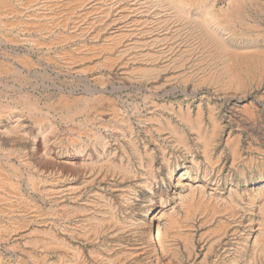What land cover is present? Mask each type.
Listing matches in <instances>:
<instances>
[{
    "label": "rangeland",
    "instance_id": "rangeland-1",
    "mask_svg": "<svg viewBox=\"0 0 264 264\" xmlns=\"http://www.w3.org/2000/svg\"><path fill=\"white\" fill-rule=\"evenodd\" d=\"M21 1L0 0V264H264V0H217L219 39L205 0Z\"/></svg>",
    "mask_w": 264,
    "mask_h": 264
},
{
    "label": "bare ground",
    "instance_id": "bare-ground-1",
    "mask_svg": "<svg viewBox=\"0 0 264 264\" xmlns=\"http://www.w3.org/2000/svg\"><path fill=\"white\" fill-rule=\"evenodd\" d=\"M8 1V0H7ZM12 1V0H11ZM21 1V0H20ZM32 1V0H31ZM36 1V0H35ZM56 1V0H55ZM143 1V0H142ZM156 1V5H158V6H163V5H175V4H183L184 3V1L185 0H155ZM204 1V0H203ZM216 1L217 0H205V2H206V11L204 12L205 14H206V16H208V17H206L205 16V21L204 22H202V23H199V27H198V29H202V30H206V31H209L210 30V33H208V35L209 36H211L212 38H215V39H219V34L217 33V28H216V25H215V23H214V20H215V16L213 15L214 14V12H215V10H214V5H215V3H216ZM222 1V0H221ZM18 2V1H17ZM22 2V1H21ZM30 2V1H29ZM28 2V0H27V3H29ZM33 2V1H32ZM146 2V1H145ZM149 2V1H148ZM187 2V1H186ZM201 2V1H200ZM34 3V2H33ZM154 3V2H153ZM188 3V2H187ZM19 4V3H18ZM25 4V3H24ZM57 4V3H56ZM55 4V5H56ZM69 4V3H68ZM67 4V5H68ZM226 4V3H225ZM3 5V4H2ZM51 5V4H50ZM55 5H54V7H55ZM64 5H65V3H64ZM72 5V4H71ZM185 5V4H184ZM29 6V5H28ZM59 6V5H58ZM179 6V5H178ZM186 6H188V5H186ZM190 6V5H189ZM217 6H218V4H217ZM5 7H7V6H5ZM33 7V6H32ZM49 7V6H48ZM53 7V6H52ZM59 7H61V6H59ZM62 7H64L63 5H62ZM68 7V6H67ZM74 7V6H73ZM73 7L71 8V9H73ZM145 7V6H144ZM153 7H154V4H153ZM169 7V6H168ZM172 6H170V8H171ZM173 7H175V6H173ZM12 8V7H11ZM24 8V7H23ZM22 8V9H23ZM28 8V7H27ZM166 8V7H165ZM170 8H166V9H170ZM176 8V7H175ZM178 8V7H177ZM176 8V9H177ZM181 8V7H180ZM180 8H179V10H180ZM183 8H184V6H183ZM197 8H198V5H197ZM201 8V7H200ZM199 8V9H200ZM10 9V8H9ZM26 9V8H25ZM29 9H31V8H29ZM53 9V8H52ZM59 9V8H58ZM67 9V8H66ZM160 9V8H159ZM174 9V8H173ZM4 10V9H3ZM5 10H6V8H5ZM8 10V9H7ZM63 10V9H62ZM141 10H144L143 8L141 9ZM146 10H148V9H146ZM151 10V9H150ZM149 10V11H150ZM153 10V9H152ZM178 10V9H177ZM245 10V9H244ZM10 11V10H9ZM19 11V10H18ZM45 11V10H44ZM161 11H162V9H161ZM165 11V10H164ZM164 11H163V13H164ZM167 11V10H166ZM173 11V10H172ZM197 11H198V9H197ZM200 11H202V10H200ZM217 11V10H216ZM15 12H16V10H15ZM21 12V11H20ZM54 12V11H53ZM56 12V11H55ZM153 13L155 12V11H152ZM182 12V11H181ZM7 13V12H6ZM17 13V12H16ZM22 13V12H21ZM24 13H26L25 12V10H24ZM47 13V12H46ZM45 13V14H46ZM149 13V12H148ZM159 13V12H158ZM157 13V14H158ZM175 13V12H174ZM184 13V12H183ZM188 13V12H187ZM192 13V12H191ZM202 14H203V12H201ZM200 13V14H201ZM19 14V13H18ZM141 14H143V13H141ZM147 14V13H146ZM162 14V13H161ZM173 14V13H172ZM171 14V15H172ZM180 14V13H179ZM25 15V14H24ZM49 15V14H48ZM160 15V14H159ZM165 16H166V14H164ZM189 15V14H188ZM198 15V14H197ZM204 15V14H203ZM233 15V14H232ZM245 15H246V13H245ZM248 15V14H247ZM29 16V15H28ZM50 16V15H49ZM176 15H174V17H175ZM177 16H179V15H177ZM181 16H182V13H181ZM209 16H210V18H209ZM235 16V15H234ZM143 17V16H142ZM146 17V16H145ZM156 17V16H155ZM160 17V16H159ZM163 17V16H162ZM185 17V16H184ZM191 17V16H190ZM190 17H186V18H183L184 20L186 19L187 21H188V24H190L191 22H190V20L189 19H191ZM249 17V16H248ZM29 18V17H28ZM150 18V17H149ZM161 18V17H160ZM159 18V19H160ZM165 18V17H164ZM163 18V19H164ZM176 18H178V17H176ZM198 18V17H197ZM201 17H199L198 19H200ZM241 18H243V17H241ZM36 19V18H35ZM44 19H46V18H44ZM144 19V18H143ZM156 19V18H155ZM172 19V18H171ZM181 19V18H180ZM179 19V20H180ZM192 19H194V17H192ZM191 19V20H192ZM234 19V18H233ZM258 19V18H257ZM49 20H50V18H49ZM52 20H53V18H52ZM63 20V19H62ZM68 20V19H67ZM179 20H177V21H179ZM40 21V20H39ZM56 21V20H55ZM155 21V20H154ZM160 21V20H159ZM162 21V20H161ZM57 22V21H56ZM163 22V21H162ZM173 22V21H172ZM175 22V21H174ZM173 22V23H174ZM159 23V22H158ZM164 23V22H163ZM176 23V22H175ZM181 23V22H180ZM182 23H183V21H182ZM186 23V22H185ZM236 23V22H235ZM248 23V22H247ZM55 24V23H54ZM62 24V23H61ZM146 24V23H145ZM148 24V23H147ZM160 24V23H159ZM26 25V24H25ZM56 25H58V23L56 24ZM55 25V26H56ZM177 25V24H176ZM191 25V24H190ZM192 25H194V24H192ZM196 25V24H195ZM238 25V24H237ZM253 25V24H252ZM160 26V25H159ZM163 26V25H162ZM165 26V25H164ZM187 26V25H186ZM186 26H185V28H186ZM182 27V26H181ZM233 27V26H232ZM44 28V27H43ZM47 28V27H46ZM171 28V27H170ZM180 28V27H179ZM178 28V29H179ZM197 28V27H196ZM254 28V27H253ZM22 29V28H21ZM40 29H42L41 27H40ZM54 29H55V27H54ZM147 29V28H146ZM145 29V30H146ZM150 29V28H149ZM181 29V28H180ZM189 29V28H188ZM252 29V28H251ZM260 29V28H259ZM148 30V29H147ZM166 30H167V28H166ZM165 30V31H166ZM183 30V29H182ZM223 30V29H222ZM32 31V30H31ZM141 32H142V30H140ZM150 31H152V30H150ZM160 31V30H159ZM248 31V30H247ZM175 32V34H176V32L177 31H174ZM183 32H185L184 30H183ZM223 32V31H222ZM221 32V33H222ZM264 32V31H263ZM153 33V32H152ZM155 33V32H154ZM157 33V32H156ZM155 33V34H156ZM165 33V32H164ZM167 33V32H166ZM196 33H198V32H196ZM195 33V34H196ZM199 33H201V31L199 32ZM238 33V32H237ZM261 33V32H260ZM162 34V33H161ZM181 35H182V33H180ZM193 34V33H192ZM207 34V33H206ZM153 35V34H152ZM159 35V34H158ZM168 35V34H167ZM174 35V34H173ZM179 35V34H178ZM199 35V34H198ZM201 35V34H200ZM220 35H222V34H220ZM226 35V34H225ZM247 35V34H246ZM141 36V35H140ZM150 36H151V34H150ZM149 36V37H150ZM183 36V35H182ZM189 36V35H188ZM190 36H191V34H190ZM146 37H148V36H146ZM160 37V36H159ZM172 37V36H171ZM184 37V36H183ZM182 37V38H183ZM208 37V36H207ZM68 38V37H67ZM70 38V37H69ZM141 38V37H140ZM143 38V37H142ZM174 38V37H173ZM172 38V39H173ZM177 38V37H176ZM180 38V37H179ZM181 38V39H182ZM188 38V37H187ZM193 38V37H192ZM195 38V37H194ZM210 38V37H209ZM22 39V38H21ZM32 39V38H31ZM66 39V38H65ZM65 39L63 40V41H65ZM170 39V38H169ZM168 39V40H169ZM225 39V38H224ZM140 40V39H139ZM146 40V39H145ZM151 40V39H150ZM161 40V39H160ZM174 40V39H173ZM183 40V39H182ZM185 40V39H184ZM204 40V39H203ZM207 40V39H206ZM209 40V39H208ZM212 40V39H211ZM226 40H227V38H226ZM226 40H225V42H223V41H219V40H217L218 41V43H217V46H219V47H221L222 49H224V50H227V46H226V44L225 43H227L226 42ZM235 40V39H234ZM148 41V40H147ZM153 41V40H152ZM154 41H156V40H154ZM195 41V40H194ZM200 41V40H199ZM232 41V40H231ZM236 41V40H235ZM244 41V40H243ZM160 41H158V43H159ZM185 42V41H184ZM202 42V41H201ZM200 42V43H201ZM207 42V41H206ZM205 42V43H206ZM211 42V41H210ZM229 42V41H228ZM234 42V41H233ZM242 42V41H241ZM245 42V41H244ZM255 42V41H254ZM17 43V42H16ZM18 43H20V42H18ZM148 43V42H147ZM150 43V42H149ZM168 43V42H167ZM171 43V42H170ZM174 43V42H173ZM179 43H180V41H179ZM182 43V42H181ZM188 43V42H187ZM195 43V42H194ZM37 44V43H36ZM52 44H53V42H52ZM176 44H177V42H176ZM185 44V43H184ZM197 44V43H196ZM210 44V43H209ZM232 44H234V43H232ZM255 44V43H254ZM148 45V44H147ZM172 45V44H171ZM192 45V44H191ZM194 45V44H193ZM192 45V46H193ZM202 45V44H201ZM205 45V44H204ZM258 45V44H257ZM38 46V45H37ZM113 46H114V44H113ZM162 46V45H161ZM161 46H159V47H161ZM164 46V45H163ZM178 46H180V45H178ZM199 46V45H198ZM209 46H211L212 47V45H209ZM214 46V45H213ZM187 47V46H186ZM206 47V46H205ZM210 47V48H211ZM229 47V46H228ZM147 48V47H146ZM154 48V47H153ZM172 48V47H171ZM175 48V47H174ZM208 48V47H207ZM216 48V47H215ZM87 49H89V48H87ZM86 49V50H87ZM145 49V48H144ZM158 49V48H157ZM170 49V48H169ZM176 49V48H175ZM187 49H189V47L187 48ZM217 49V48H216ZM233 49H234V47H233ZM147 50V49H146ZM215 50V49H214ZM96 51V50H95ZM161 51V50H160ZM166 51V50H165ZM183 51H184V49H183ZM183 51L181 52V53H183ZM186 51V50H185ZM206 51V50H205ZM213 51V50H212ZM145 52V51H144ZM158 52V51H157ZM168 52V51H167ZM170 52V51H169ZM173 52V51H172ZM180 52V51H179ZM224 52V51H223ZM92 53V52H91ZM142 53V52H141ZM180 53V54H181ZM29 54V53H28ZM143 54V53H142ZM158 54V53H157ZM58 55V54H57ZM66 55V54H65ZM63 56L64 58L66 57V56ZM144 55V54H143ZM177 55H178V53H177ZM28 56V55H27ZM141 56V55H140ZM159 56V55H158ZM185 56V55H184ZM26 57V56H25ZM62 56H60V58H61ZM72 57V56H71ZM70 57V58H71ZM180 57V56H179ZM28 58V57H27ZM153 58V57H152ZM169 58H170V56H169ZM62 59V58H61ZM142 59H143V57H142ZM154 59V58H153ZM165 59V58H164ZM180 59V58H179ZM178 59V60H179ZM60 60V59H59ZM77 60V59H76ZM146 60H148V59H146ZM162 60V59H161ZM168 60H170V59H168ZM175 60V59H174ZM19 61V60H18ZM61 61V60H60ZM156 61V60H155ZM188 61V60H187ZM76 62V61H75ZM149 62V61H148ZM164 62V61H163ZM173 62V61H172ZM179 62V61H178ZM67 63H69V62H67ZM66 63V64H67ZM150 63V62H149ZM148 63V64H149ZM235 64V63H234ZM23 65H25V64H23ZM26 65H28V64H26ZM69 65V64H68ZM71 65V64H70ZM164 65H165V62H164ZM174 65V64H173ZM146 66V65H145ZM144 66V67H145ZM233 66V65H232ZM178 67V66H177ZM22 68V67H21ZM182 68V67H181ZM261 68V67H260ZM146 70V69H145ZM153 70V69H152ZM154 71H155V69H154ZM163 71V70H162ZM159 72H160V70H159ZM143 73V72H142ZM143 75V74H142ZM143 77V76H142ZM146 80V79H145ZM147 82V81H146ZM183 84V83H182ZM203 84V83H202ZM201 84V85H202ZM145 85V84H144ZM249 85V84H248ZM144 87V86H143ZM148 87V86H147ZM241 88V87H240ZM189 89V88H188ZM102 90V89H101ZM230 90V89H229ZM100 92V91H99ZM197 92V91H196ZM227 94H228V92H226ZM102 95V94H101ZM235 96V95H234ZM240 96V95H239ZM225 97V96H224ZM228 97V96H227ZM68 98V97H67ZM236 98V97H235ZM240 100V99H239ZM234 101H235V99H234ZM237 101V100H236ZM76 102V101H75ZM109 102V101H108ZM237 105V104H236ZM107 106V105H106ZM231 106H234V105H231ZM235 107V106H234ZM99 108V107H98ZM232 108V107H231ZM201 109V108H200ZM203 110V109H202ZM238 110V109H237ZM98 111V110H97ZM176 111V110H175ZM185 111V110H184ZM193 111H194V109H193ZM240 111V110H239ZM238 112V111H237ZM236 113V112H235ZM242 113V112H241ZM230 114V113H229ZM237 114V113H236ZM1 115V114H0ZM191 115H192V113H191ZM231 115V114H230ZM244 115V114H243ZM103 116H104V114H103ZM102 116V117H103ZM110 116V115H109ZM203 116V115H202ZM187 117V116H186ZM244 118H245V116H243ZM107 118V117H106ZM177 118V117H176ZM234 118V117H233ZM107 119H109V118H107ZM185 119V118H184ZM187 119V118H186ZM247 119V118H246ZM104 120V119H103ZM180 120H181V118H180ZM249 120H251V119H249ZM106 121V120H105ZM185 121V120H184ZM240 121H241V119H240ZM245 121V120H244ZM247 121H248V119H247ZM175 123V122H174ZM184 123V122H183ZM237 124V123H236ZM185 125V124H184ZM244 125V124H243ZM190 126H191V123H190ZM194 126V125H193ZM193 126H192V128H193ZM203 126V125H202ZM181 127V126H180ZM187 127V126H186ZM248 127V126H247ZM249 127H251V126H249ZM241 128V127H240ZM252 128V127H251ZM194 129L195 130H197L198 132L199 131H201V129L198 127V126H194ZM252 130V129H251ZM249 131V130H248ZM171 133V132H170ZM186 136V135H185ZM232 137V136H231ZM191 139V138H190ZM188 140V139H187ZM198 142V141H197ZM202 142V141H201ZM214 142H216V141H214ZM190 144V143H189ZM230 145V144H229ZM48 148V147H47ZM235 149V148H234ZM49 150V149H48ZM236 150V149H235ZM47 151V150H46ZM183 176V175H182ZM151 188H152V186H151ZM151 192V191H150ZM152 193H153V191H152ZM150 195V194H149ZM144 205V204H143ZM152 207V206H151ZM149 208V207H148ZM153 208V207H152ZM148 211H150V209H148ZM144 229V228H143ZM151 229H152V221L150 222V223H146V228H145V232H143V239H144V241L145 242H147V244H149V245H151V244H154V240L152 239V236H151ZM156 233V232H155ZM159 234V238L162 240V234H160V233H158ZM156 238V237H155ZM157 239V238H156ZM162 242H164L163 240H162ZM157 243V242H156ZM154 246H155V249L157 250V248H156V245L154 244ZM156 252H158V251H156Z\"/></svg>",
    "mask_w": 264,
    "mask_h": 264
},
{
    "label": "crops",
    "instance_id": "crops-1",
    "mask_svg": "<svg viewBox=\"0 0 264 264\" xmlns=\"http://www.w3.org/2000/svg\"><path fill=\"white\" fill-rule=\"evenodd\" d=\"M83 106H85V105H83ZM1 188L2 189H4V195L3 194H1V196H4L5 197V195H7V200H12L13 198H14V196L13 195H15L14 193H15V191H14V187H12L11 186V184H9V183H6V184H4V181L2 182V184H1ZM5 199H1V201L3 202ZM11 207V209L13 208V206L11 205L10 206ZM9 208V207H8ZM8 208H6V209H4V210H8ZM10 209V208H9ZM3 212H6V211H3ZM30 241H35L34 239H33V237L31 236L30 237Z\"/></svg>",
    "mask_w": 264,
    "mask_h": 264
}]
</instances>
